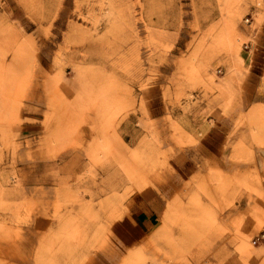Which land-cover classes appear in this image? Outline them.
Here are the masks:
<instances>
[{
    "label": "rangeland",
    "instance_id": "rangeland-1",
    "mask_svg": "<svg viewBox=\"0 0 264 264\" xmlns=\"http://www.w3.org/2000/svg\"><path fill=\"white\" fill-rule=\"evenodd\" d=\"M228 114L231 175L187 150ZM181 178L128 242V201ZM261 261L264 0H0V264Z\"/></svg>",
    "mask_w": 264,
    "mask_h": 264
},
{
    "label": "crops",
    "instance_id": "crops-1",
    "mask_svg": "<svg viewBox=\"0 0 264 264\" xmlns=\"http://www.w3.org/2000/svg\"><path fill=\"white\" fill-rule=\"evenodd\" d=\"M259 104V102H255L254 105ZM235 118L236 115L231 116V114L205 118L203 125L206 124V126L202 134L198 136L196 145L187 150L194 151L202 157V165L205 162H209L213 166H218V168L223 171V166L220 164L221 159L219 157L224 156L229 159L231 152L234 150L232 148L233 143H236L235 141L238 139V132L235 130L237 118ZM232 139H234L233 142ZM187 162L189 163L190 161L188 160ZM192 162L193 164L196 163L194 161ZM229 163L230 162H227L226 164L227 169L231 167ZM190 166L191 168L186 171L185 180L189 179L193 174V166ZM223 172L231 175V170L229 172H226V170ZM184 179L181 178V182L175 180V183L169 184L168 188L165 190H163L162 187H158L156 191L149 192L145 197L137 196L128 201L126 204L125 217L126 220L129 221L125 233V238L128 242L138 244L146 239H152L157 232L159 223L165 218L167 203L173 201L183 189L184 185H182V183ZM240 201H243L244 205L240 207L242 214H239L238 217H243L242 225L248 230L253 225L251 218L243 214L248 204L246 205V200ZM238 204L240 205V203ZM234 217L236 216L234 215ZM261 264H264V262L261 261Z\"/></svg>",
    "mask_w": 264,
    "mask_h": 264
},
{
    "label": "built area",
    "instance_id": "built-area-1",
    "mask_svg": "<svg viewBox=\"0 0 264 264\" xmlns=\"http://www.w3.org/2000/svg\"><path fill=\"white\" fill-rule=\"evenodd\" d=\"M245 22H247V23H248V22H249V19H246V20H245Z\"/></svg>",
    "mask_w": 264,
    "mask_h": 264
}]
</instances>
